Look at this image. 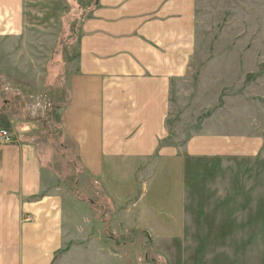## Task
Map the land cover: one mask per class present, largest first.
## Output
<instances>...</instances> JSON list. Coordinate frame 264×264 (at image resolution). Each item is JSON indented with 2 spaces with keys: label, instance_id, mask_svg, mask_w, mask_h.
<instances>
[{
  "label": "rangeland",
  "instance_id": "rangeland-1",
  "mask_svg": "<svg viewBox=\"0 0 264 264\" xmlns=\"http://www.w3.org/2000/svg\"><path fill=\"white\" fill-rule=\"evenodd\" d=\"M93 3H0V128L34 122L26 131L60 200L50 264H264V0H194L187 69L156 114L154 148L112 158L110 173L87 168L58 128ZM154 216L180 220L170 239Z\"/></svg>",
  "mask_w": 264,
  "mask_h": 264
},
{
  "label": "crops",
  "instance_id": "crops-1",
  "mask_svg": "<svg viewBox=\"0 0 264 264\" xmlns=\"http://www.w3.org/2000/svg\"><path fill=\"white\" fill-rule=\"evenodd\" d=\"M10 1L17 0L0 3ZM94 2L81 22L77 67L60 108L61 129L87 168L101 170L104 162L110 173L112 158L154 148L156 129L163 123L162 118L156 125V114L169 109L171 81L187 69L194 0ZM33 123L22 121L16 140L0 143V264H50L61 245L60 200L45 184L38 142L26 131ZM104 173L106 187L121 193ZM26 215L32 219L25 220ZM172 218L170 226L154 216L163 234L158 238L152 229L151 238L170 239L180 223ZM190 220L197 224L191 232L202 243L209 231L199 227L197 217ZM189 229L182 227L183 233Z\"/></svg>",
  "mask_w": 264,
  "mask_h": 264
},
{
  "label": "built area",
  "instance_id": "built-area-1",
  "mask_svg": "<svg viewBox=\"0 0 264 264\" xmlns=\"http://www.w3.org/2000/svg\"><path fill=\"white\" fill-rule=\"evenodd\" d=\"M17 138V132L8 128H0V143H12ZM25 220L32 219L31 215H26Z\"/></svg>",
  "mask_w": 264,
  "mask_h": 264
},
{
  "label": "trees",
  "instance_id": "trees-1",
  "mask_svg": "<svg viewBox=\"0 0 264 264\" xmlns=\"http://www.w3.org/2000/svg\"><path fill=\"white\" fill-rule=\"evenodd\" d=\"M95 1V0H94ZM95 3V2H94ZM94 3H93V5H94ZM92 5V6H93ZM91 12V9H89V10H87L86 11V13L83 15V18H82V20H81V22L84 20V19H86V17H87V15L89 14ZM81 22H80V27H81ZM60 29H59V33H60ZM264 65V63L262 64V66ZM49 83H47V82H45L44 83V85L45 86H47ZM60 93V91L58 90V94ZM57 97H60V100H61V98H63V97H61V96H57ZM52 104H56V105H59L58 103H52ZM60 106H62V105H60ZM52 111H53V109L51 110V113H52ZM55 111H56V109H55ZM58 115V114H57ZM54 122H56V121H54ZM59 126H58V128H62V125H61V115H59ZM61 132H62V134H64L63 133V130H61ZM78 154V153H77ZM78 159H79V156H78ZM80 160V159H79ZM97 205V204H96ZM104 230V234H105V230L107 231V229H103ZM145 230V229H144ZM118 236V237H117ZM149 236V235H148ZM108 238H110V239H118V238H122L121 236H119V235H115V236H113V235H109V237Z\"/></svg>",
  "mask_w": 264,
  "mask_h": 264
}]
</instances>
